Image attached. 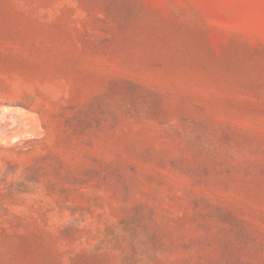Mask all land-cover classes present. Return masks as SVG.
I'll return each mask as SVG.
<instances>
[{
  "label": "rangeland",
  "instance_id": "obj_1",
  "mask_svg": "<svg viewBox=\"0 0 264 264\" xmlns=\"http://www.w3.org/2000/svg\"><path fill=\"white\" fill-rule=\"evenodd\" d=\"M0 264H264V0H0Z\"/></svg>",
  "mask_w": 264,
  "mask_h": 264
}]
</instances>
